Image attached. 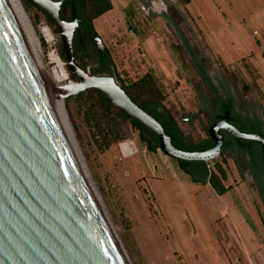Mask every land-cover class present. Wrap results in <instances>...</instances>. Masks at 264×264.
Instances as JSON below:
<instances>
[{"label": "rangeland", "instance_id": "obj_1", "mask_svg": "<svg viewBox=\"0 0 264 264\" xmlns=\"http://www.w3.org/2000/svg\"><path fill=\"white\" fill-rule=\"evenodd\" d=\"M19 1L38 41L39 58L54 80L63 85L72 78L60 57L59 34L51 32L31 3ZM110 1L114 9L95 19L94 29L107 46L116 73L127 81L145 71L152 72L166 95L165 106L183 132L192 130L185 119L198 108L193 89V81L197 78L178 51L176 45H182V42L175 36L177 29L182 31L196 52L207 58L209 76L214 81L225 78L224 88L242 107L239 113L264 123V74H257L247 58H243L245 62L225 64L216 55L224 50L230 57H236L238 49L244 51L248 45L263 40L264 0H191L187 5L179 0H161L168 13L162 8L163 13L155 11L150 17L144 15L134 0ZM174 10L183 19L178 27L168 21L169 14H175ZM127 12H131V21L139 35L126 31L123 18ZM64 15L69 17V7ZM74 78L72 80L76 81ZM242 83L248 84L247 92L241 89ZM64 99L139 264H244L248 261L237 242L217 238L215 230L219 232L220 226L211 230L209 221L220 217V199L206 193L191 179L187 181L186 174L177 172L171 177L159 170L157 177L151 165L163 168L167 163L162 164L151 154L155 160L149 161V151L137 140L136 130L126 122L121 127L122 139L101 149V141L86 117L83 97L76 94ZM157 151L163 154L159 148ZM217 157L208 162L210 167L219 159ZM223 168L233 182H246L238 186L232 183L231 187L237 186V192L247 203H241L240 213L261 219L259 244L263 247L264 205L252 176L245 172L242 181L232 158ZM233 258L237 261L232 262Z\"/></svg>", "mask_w": 264, "mask_h": 264}, {"label": "water", "instance_id": "obj_2", "mask_svg": "<svg viewBox=\"0 0 264 264\" xmlns=\"http://www.w3.org/2000/svg\"><path fill=\"white\" fill-rule=\"evenodd\" d=\"M26 1L56 25L77 80L52 87L14 1L0 0V264H139L64 99L87 89L100 91L149 129L166 156L210 162L220 154L223 130L258 143L264 168V139L239 131L226 114L208 129L209 149L175 148L114 77L79 67L72 49L73 0H67L69 20L59 16L64 0ZM92 38L102 47L96 33Z\"/></svg>", "mask_w": 264, "mask_h": 264}, {"label": "trees", "instance_id": "obj_3", "mask_svg": "<svg viewBox=\"0 0 264 264\" xmlns=\"http://www.w3.org/2000/svg\"><path fill=\"white\" fill-rule=\"evenodd\" d=\"M179 1L181 4L187 5L191 0ZM24 2L27 1L24 0ZM65 3L69 6L67 0H65ZM73 3L80 26L79 30L82 34L84 32L94 34L93 21L112 9L110 0H73ZM34 7L41 13L51 32L57 34V27L49 16L41 8ZM174 12L175 14H171L168 20L171 25L178 27L183 19L177 10H174ZM59 16L63 19L61 14ZM175 36L182 42V46H176L182 54L185 65L189 63L195 74L194 76L197 78L193 81V89L198 98V108L188 119V124L192 129L188 133L180 129L177 120L165 106L166 95L160 89L152 72L147 71L135 79L124 81L119 78L117 73H114L110 56L100 58L96 65L88 60H79L77 63L82 70L88 68L92 75L107 73L115 76L129 99L160 123L165 134L169 136L171 144L179 150L204 151L209 149L212 141L209 137L208 129L213 123L221 119L224 114H226L227 121L239 131L257 134L264 139V123L240 114L241 105L224 88L225 78L218 80V86L214 85L206 74L208 68L207 58L200 55L199 52H196L190 46L191 44L183 36L180 29H177ZM59 44L60 57L65 61L62 43L59 42ZM187 54L191 55V59L187 58ZM185 56L186 58L184 59ZM239 61L245 62L243 58ZM245 67L251 69L248 65ZM71 78L75 79L72 75ZM234 85L236 87L235 82ZM220 86L223 87L222 91L219 90ZM248 88L247 83H242L241 89L247 92ZM77 96L83 97L86 105V117L94 129L95 135L101 141V144H99L101 149L109 148L112 144L122 139L121 127L124 122L136 130L137 140L144 144L147 151L155 152L159 148L156 136L149 129L126 115L122 109L108 103L100 91L87 89L78 93ZM219 134L222 136V147L217 157L219 159L214 161L213 167H210L209 163L204 161H185L174 158L173 160L177 163L179 169L190 177L192 182L200 185L208 183L217 195H222L231 188L230 186L226 187L223 183L227 179L223 165L227 163L228 159L232 158L242 181L245 172L252 176L261 203L264 205V168L261 163V149L258 143L234 138L222 130L219 131Z\"/></svg>", "mask_w": 264, "mask_h": 264}, {"label": "crops", "instance_id": "obj_4", "mask_svg": "<svg viewBox=\"0 0 264 264\" xmlns=\"http://www.w3.org/2000/svg\"><path fill=\"white\" fill-rule=\"evenodd\" d=\"M113 9L114 7L112 4V9L109 11H112ZM199 17L201 19V15H199ZM235 17L240 22V19L236 15ZM110 19L111 17L109 18V20ZM94 21H93V26L95 24ZM263 21H264V17H263ZM243 50L244 51L238 49L237 56L236 57L232 56L233 58L230 57L228 52L224 50L218 52L216 55L219 56L223 61V63L225 64H232L234 62L239 61L242 58H247L251 62V64H253V66L257 69L259 74L262 76L264 74V36L262 41H258V43H256L255 45H248V48L247 49L245 48ZM224 58H227L228 60H225ZM254 61H256L257 64H254ZM179 127L182 130V127L180 125ZM150 154L153 157L155 156L157 159H159L162 162V164H164L165 162L167 163V165H164L163 168L157 164L151 165L153 171L155 172V175L157 174V177H159L158 175L160 174L159 170L165 171L166 174L169 173L171 177L177 172H180V174L185 176V174L179 169L177 163L173 160V158L168 157L164 154H160L156 150L155 152H149L148 160L151 162L154 161L155 159H153V157H151ZM186 177L187 179L189 178L187 180L189 181L190 177L188 176ZM233 181L234 179L233 178L230 179V177L227 175V179L223 183L226 187L228 186L231 187L232 183H234L237 186L241 185V183L242 184L244 183V182L239 183V181L236 182ZM244 184H246V182ZM201 186H202L201 188H203L206 191V193H212L214 196L217 197V199L221 200L220 208H219L220 217L215 221H213L212 219L209 221L212 227L211 230H214L215 226L216 227L220 226L219 232L218 229L215 230L216 232L215 234L217 238L222 241L237 242L245 252L246 257L248 259V261H246L244 264H264V245L263 247H260L259 244L260 241L259 238L261 235V228H260L261 219H259V217L258 219L257 218L254 219L253 217H250L248 208H247L249 214L248 217L247 216L245 217L240 213L239 206L241 205V203L244 205L247 203L242 200L241 196L239 195V191L237 192L236 190L237 186L231 187L227 192H225L222 195H217L208 183ZM235 261H237V259L234 260L233 258L232 262Z\"/></svg>", "mask_w": 264, "mask_h": 264}, {"label": "flooded vegetation", "instance_id": "obj_5", "mask_svg": "<svg viewBox=\"0 0 264 264\" xmlns=\"http://www.w3.org/2000/svg\"><path fill=\"white\" fill-rule=\"evenodd\" d=\"M170 1H174V0H170ZM134 2H135V4L137 5L138 8L140 7L141 11L144 13V15L146 17H150L151 15H153L155 13V11H158V13H163V11L161 9L164 8V4H163V2L161 0H134ZM167 6L170 7L171 5H167ZM67 7H69V6L65 3V0H64L61 3L60 9H59V14L62 15L64 20H69V17H70V15H69V17L66 18V16L64 15V11H65V9ZM164 12L168 13V11H166V7L164 8ZM131 16H132L131 12H127V14H125V16H124L125 18H123L124 19V23H125V27H126V31L128 33L133 34V35H139L140 32L133 25V23L131 21ZM169 16H171V14H169ZM169 16H168V19H169ZM169 24H170V22H169ZM79 28H80V26H79V23H78V20H77V27L74 29L73 36H72V49H73V55H74V58H75L76 62L79 61V60L80 61L81 60H88V61H91L94 65H96L97 61L100 58H102L104 56H110L108 48H107V46H105L102 43V40H101L102 47H97L95 45L94 41H93V38H92L93 34L92 33H88L87 34L85 32L82 34L80 32ZM95 33H96V31H95ZM73 44H75V45H73ZM187 58L191 59V55L187 54ZM112 67L114 69V64L112 65ZM114 73H116L115 69H114ZM206 74H207V77L210 78L211 81L214 83V85L218 86V80H221V79L217 78L216 81H214L212 79V77L209 76L208 71L206 72ZM101 75H109V76L115 77V76L107 74V73L101 74ZM219 90L222 91L223 87L220 86ZM191 115L192 114H190L185 119V121H188V119H189V117Z\"/></svg>", "mask_w": 264, "mask_h": 264}, {"label": "bare ground", "instance_id": "obj_6", "mask_svg": "<svg viewBox=\"0 0 264 264\" xmlns=\"http://www.w3.org/2000/svg\"><path fill=\"white\" fill-rule=\"evenodd\" d=\"M13 1H14L15 5H16L18 11H19V14H20L21 20H22V22L24 23L25 28H26V30L28 31V33H29V35H30V37H31V39H32V42H33V44H34V46H35V48H36L37 53H39V50H40V49H39V44H38V41H37V39H36V37H35V35H34V32H33V29H32V27H31V24H30V21H29V19H28V16H27V14H26V12H25V10H24V8H23L21 2H20L19 0H13ZM38 56H39V55H38ZM39 59H40V58H39ZM40 62H41V64H42V67H43V70H44L45 74H46V75L48 76V78L54 83V86H52V87H58V86H60L61 84H58V83L54 80V78L51 76V74L46 70V68L44 67V65H43V63H42V61H41V59H40Z\"/></svg>", "mask_w": 264, "mask_h": 264}, {"label": "built area", "instance_id": "obj_7", "mask_svg": "<svg viewBox=\"0 0 264 264\" xmlns=\"http://www.w3.org/2000/svg\"><path fill=\"white\" fill-rule=\"evenodd\" d=\"M254 34H256V32H254ZM121 144V143H120ZM120 144H119V147H120ZM120 150H121V147H120ZM121 152H122V150H121Z\"/></svg>", "mask_w": 264, "mask_h": 264}]
</instances>
